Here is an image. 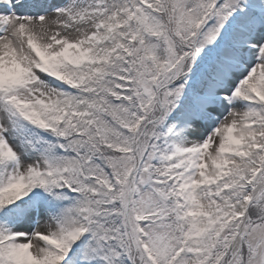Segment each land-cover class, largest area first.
I'll use <instances>...</instances> for the list:
<instances>
[{"label": "snow or ice", "instance_id": "obj_1", "mask_svg": "<svg viewBox=\"0 0 264 264\" xmlns=\"http://www.w3.org/2000/svg\"><path fill=\"white\" fill-rule=\"evenodd\" d=\"M0 264H264V0H0Z\"/></svg>", "mask_w": 264, "mask_h": 264}]
</instances>
